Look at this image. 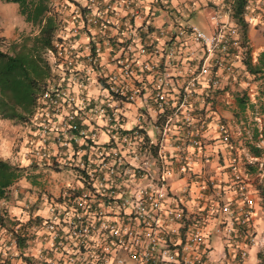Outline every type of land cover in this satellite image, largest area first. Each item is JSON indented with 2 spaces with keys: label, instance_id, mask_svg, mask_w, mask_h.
<instances>
[{
  "label": "built area",
  "instance_id": "1",
  "mask_svg": "<svg viewBox=\"0 0 264 264\" xmlns=\"http://www.w3.org/2000/svg\"><path fill=\"white\" fill-rule=\"evenodd\" d=\"M75 1L90 14L83 21L73 9L71 26L63 25L46 51L56 77L37 97L24 157L28 164L68 167L77 183L44 198V210L32 213L37 221L22 233L24 246L16 232L29 218V204L25 220L0 229V264H227L225 253L214 255L207 230L216 213L213 202L189 212L170 194L169 177L190 172L191 161L179 153L174 166L168 146L201 150L211 119L220 139L230 137L220 117L209 112L214 93L241 74L250 55V42L233 16L235 0H198L211 9L210 30L184 20L194 12L193 2ZM157 9L168 23L153 28ZM241 17L247 25L264 21V0H246ZM96 25L113 68L93 76L102 93L92 97L83 90L94 81L87 72L99 68V46L82 54L73 37ZM127 105L136 107L131 127H125ZM151 117L154 133L143 125ZM253 159L263 183L264 160ZM229 167L239 202L220 205L224 216L213 228L226 243L239 239L243 260L257 242L254 200L234 159ZM205 196L202 190L197 198Z\"/></svg>",
  "mask_w": 264,
  "mask_h": 264
},
{
  "label": "crops",
  "instance_id": "2",
  "mask_svg": "<svg viewBox=\"0 0 264 264\" xmlns=\"http://www.w3.org/2000/svg\"><path fill=\"white\" fill-rule=\"evenodd\" d=\"M142 1L143 5H147L150 0ZM192 2L195 6L194 12L185 16L184 20L197 23L203 29L210 30L208 14L211 9L203 1L171 0L173 5H191ZM70 17L67 24L68 27L72 23ZM151 18L154 25L153 28L163 27L168 23V18L160 9L153 11ZM137 24H140V21H137ZM65 35H68V33ZM245 36L250 42L249 53L251 63L253 65L257 64L259 54L264 51V21L255 25H247ZM73 39L82 54L88 53V46H99V51H97L99 68L95 71H88L87 75L94 79L93 76L95 74L99 76L100 73L112 70L113 66L108 58L109 47L104 45L103 34L97 25L92 27L89 33H79ZM82 61L86 62L85 59ZM241 71V74L236 77H230L223 84V89L214 93L215 96L212 99L211 110L209 112L211 118L214 117V114L218 115L221 122L226 125L230 133L228 141L225 142L220 139L212 119L209 118L211 121L203 133V146L201 150H197L187 144L183 146V151L175 149L171 145L168 146L169 155L172 157L171 161L174 166L178 165L177 156L179 153H182L185 157H189L191 161L190 172L186 174L174 172L169 177L168 183L170 194L176 199L183 201L189 212L195 211L197 207L203 208L213 202L216 213L212 215L213 218L209 222L207 230L210 232V243L214 255L221 256L225 253L227 264H259L260 258H264V255L260 258L258 256L259 252H264V198L261 195V191H264V182L261 183L257 179V165L253 158L259 156L260 160H264V140L260 134V131L264 127V65L256 73L249 72L247 67ZM86 83L87 86L83 90L84 93L87 92L92 97H97L99 93H102L98 82ZM242 95L246 96V102L243 106L236 99L237 96L241 97ZM206 108L208 111L209 106ZM135 112L136 107L134 105H127L125 111L127 122L125 123V127H131L135 124ZM5 121L0 119V157L11 160L13 158L12 144L18 137H16L13 123L4 124ZM153 122L154 118L151 117V121L143 123L150 130H148L150 133H154L151 124ZM255 131L259 132L256 137H254ZM182 134L183 129L179 127L178 137H181L179 140L181 142L183 140ZM19 136L25 140V133L21 132ZM18 141L22 143L21 139H18ZM172 143L175 145L177 142L172 139ZM251 146L261 148L260 153L258 155L253 154L250 149ZM22 149L25 150V147H22ZM16 153L24 155L23 150ZM22 159L24 165H27L28 161L25 157ZM232 159L236 161L241 178L246 182L248 193L254 200L252 222L257 242L248 248V256L243 260H239L238 257L240 249L239 239L235 238L232 243H226V240L219 234H216L214 232L215 228H213L214 225H218L224 216L218 207L228 201H231L234 205L239 202L236 195V185L229 167ZM205 181L212 182L213 185L208 184L206 188H202L201 183ZM202 190L206 195V201L197 198ZM29 202L27 201L26 203ZM21 204L17 200L15 203L10 202L7 205V209L11 217L25 220L26 213ZM214 246L219 248L216 249Z\"/></svg>",
  "mask_w": 264,
  "mask_h": 264
},
{
  "label": "trees",
  "instance_id": "3",
  "mask_svg": "<svg viewBox=\"0 0 264 264\" xmlns=\"http://www.w3.org/2000/svg\"><path fill=\"white\" fill-rule=\"evenodd\" d=\"M2 2L16 3L18 13L23 20L30 25L31 31L21 35L17 40L10 41L5 50L0 49V119L9 120L13 123H27L34 113L36 100L40 92L48 88L51 81L55 80V73L46 58L47 49L54 48V42L58 38L60 30L65 25L73 9L79 14L83 21L90 14V9L81 5L75 0H66L64 9L56 7L54 0H0ZM246 0H235L233 5V16L242 28L245 36L247 24L243 21L241 14ZM56 5V6H55ZM72 8V9H71ZM69 10V11H68ZM68 12V13H66ZM142 33V32H141ZM144 36V33H142ZM116 46V42H112ZM126 46L127 43H121ZM91 51L95 53V47L91 45ZM244 64L251 73L259 71L264 65V51L259 54L258 63L252 64L250 55L244 59ZM238 103L243 106L246 96L236 97ZM77 133L78 130H75ZM254 132V137L258 135ZM264 140V127L260 131ZM156 146H154L155 149ZM251 152L258 155L261 151L259 147H250ZM36 164L20 165L10 159L0 157V229H10L12 225L20 223L16 218L9 215L7 205L13 198V192L17 182L22 178H31L33 175L28 171ZM80 191L79 189H76ZM264 198V191H261ZM31 204V203H30ZM32 206V205H30ZM29 218L20 225L16 232L18 245H25L23 231L37 221L28 209ZM31 214V215H30ZM264 252H259V258ZM264 264V258H260V263Z\"/></svg>",
  "mask_w": 264,
  "mask_h": 264
},
{
  "label": "rangeland",
  "instance_id": "4",
  "mask_svg": "<svg viewBox=\"0 0 264 264\" xmlns=\"http://www.w3.org/2000/svg\"><path fill=\"white\" fill-rule=\"evenodd\" d=\"M83 4L85 0H80ZM56 7L63 8L69 4L66 0H54ZM62 4V5H60ZM197 24V23H196ZM31 27L27 24L22 16L18 13V6L16 3L2 2L0 1V49L5 50L10 41L17 40L21 35L29 33ZM94 83H97V77H95ZM13 123L6 120V123ZM17 139L12 144L13 158L11 159L15 163L24 165L22 161L24 155L16 153L21 152L24 149V140L20 138V133L25 135L28 133V123H13ZM3 128V127H2ZM4 129V128H3ZM24 130V131H23ZM155 138V135H153ZM18 139L22 141H18ZM15 154V155H14ZM30 175H33L34 181L31 178H22L19 180L14 189L21 190L13 192V198L10 202L15 203L16 200L21 202V207L27 211L26 204L32 205L29 209L33 212L44 210V198L57 197L63 190L74 186L77 183L76 174L68 167L53 168L46 165H39L33 167L28 171ZM25 201V203H24ZM30 201L29 203H26ZM31 203V204H30ZM216 249L219 247L214 246Z\"/></svg>",
  "mask_w": 264,
  "mask_h": 264
}]
</instances>
